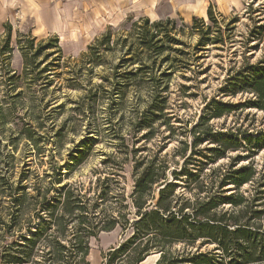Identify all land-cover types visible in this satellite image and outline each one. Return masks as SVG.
Returning a JSON list of instances; mask_svg holds the SVG:
<instances>
[{"label": "trees", "instance_id": "16d2710c", "mask_svg": "<svg viewBox=\"0 0 264 264\" xmlns=\"http://www.w3.org/2000/svg\"><path fill=\"white\" fill-rule=\"evenodd\" d=\"M207 19L193 16L192 24L185 25L189 34H198L196 53L204 50L208 42L225 43V31L212 6L207 10ZM226 29L230 30L229 25ZM188 31L178 28L177 20L171 17L151 20L145 16L116 32L109 26L76 59L78 63L71 72L84 76L86 71L92 72L103 64L108 55L118 56L110 73L118 80L115 94L124 96L131 87L139 91L138 99L144 107L136 112V124L139 130L149 129L168 113L173 76L181 72V77L188 79L185 72L190 69L192 53L180 38ZM36 40V36L26 40L24 34H18L12 46L10 30L1 41L0 55L17 47L23 59L22 71L12 69L9 76L14 87L28 82L27 89L31 90L41 81L50 84L55 74L51 67L61 63L57 36L43 38L35 47ZM241 68L229 73L221 91L232 96L249 91L253 95L245 105L264 110V59L245 63ZM196 73L194 70V79ZM110 76L105 74L103 81L109 82ZM78 78L74 77L70 86L79 85ZM103 87L104 83L98 85ZM21 94H15L16 98ZM231 109L221 105L214 114L221 116ZM24 131L40 152V139L34 135L32 125ZM245 141L248 152L214 169L213 173L220 172L216 180L203 182L198 180L200 173L189 174L194 184L186 185L190 195L179 191L181 185L170 177L171 172L174 178L182 179L181 170L172 171L161 155L131 156V182L124 164L98 176L89 186L77 181L61 184L62 178L72 172L73 163L68 165V172L58 166L53 172L37 175L32 183L27 181L30 168L18 181L0 177V264H91V240L102 231L114 229H119L125 238L108 252L103 264H142L154 253H161L156 264H264V168L253 162L241 164L264 149V130L249 134ZM241 148L239 138L226 134L220 146L213 148L216 153L205 157L203 165L226 157L229 149ZM79 157L73 155V162H78ZM191 158L185 159L184 167ZM113 182L119 186L117 192ZM245 185L249 187L243 189ZM198 241L201 246L215 244V250L220 252L211 255L199 249H170L177 243L188 246Z\"/></svg>", "mask_w": 264, "mask_h": 264}, {"label": "rangeland", "instance_id": "374dc122", "mask_svg": "<svg viewBox=\"0 0 264 264\" xmlns=\"http://www.w3.org/2000/svg\"><path fill=\"white\" fill-rule=\"evenodd\" d=\"M241 1L240 7L223 11L216 0H205L206 5L209 3L213 7L214 16L225 31V43L208 42L200 53L194 50L198 34H189L185 25L192 24L193 17L188 16L191 11L200 10L204 0L2 1L0 45L10 30L12 46H15L18 34H24L26 40L36 36L35 47L41 39L57 36L62 57L57 68L51 67L55 72L52 82L41 81L29 90L28 82L17 88L9 79L12 69L18 72L23 69L19 49L15 47L0 55V177L18 181L30 168L27 181L32 183L37 175L42 176L47 170L53 172L58 166L68 172V165L73 163L72 172L62 178L61 184L77 181L89 186L98 176L124 164L131 182L130 166L134 164L131 156L161 155L170 163L172 171L181 170L182 179L174 178L171 172L170 177L181 185L178 190L187 195L191 193L186 185L194 186L189 174L200 173L198 180L203 182L216 180L220 172L213 173L214 169L228 164L239 153H247L245 137L264 130V110L245 105L253 95L251 92L232 96L221 91L230 72L239 71L245 63L264 59V0ZM145 16L151 20L175 18L178 28L188 31L180 38L189 45L192 59L190 69L185 72L188 79L181 77V72L171 79L166 116L155 120L151 128L139 130L136 112L144 107L138 99L139 91L131 87L124 96L115 94L118 80L110 73L119 61L118 56L108 55L103 64L92 72L86 71L84 76L71 69L78 63L76 59L81 53L87 51L89 44L109 26L115 32L120 31ZM194 16L209 21L207 13ZM227 25L230 30L226 29ZM194 70L197 72L195 79ZM105 74L111 77L109 82L103 81ZM74 77H79L76 82L79 85L70 86ZM101 83L104 87L98 88ZM18 92L23 94L16 98ZM221 105L232 109L221 116L215 115L216 108ZM29 125L40 139V152L25 135L24 129ZM145 134L151 136L145 138ZM226 134L239 138L243 148L239 151L229 149L226 157L203 165L205 157L216 153L213 148L220 146ZM78 154V162H73V155ZM190 155L193 158L184 167V161ZM249 162L264 168V149L241 164ZM112 185L117 192L119 186L115 182ZM248 187L245 185L243 189ZM133 217L131 215V219ZM124 238L119 229L102 231L98 238H93L89 255L91 264H103L108 252ZM200 243L188 246L177 243L170 249L187 248L194 252L199 249L211 255L220 252L215 250V244L201 246ZM159 257V253H154L142 264H156Z\"/></svg>", "mask_w": 264, "mask_h": 264}, {"label": "crops", "instance_id": "0c3cea01", "mask_svg": "<svg viewBox=\"0 0 264 264\" xmlns=\"http://www.w3.org/2000/svg\"><path fill=\"white\" fill-rule=\"evenodd\" d=\"M2 1L4 2L5 0H0V3ZM194 1H197V0H194ZM211 1L214 2V0H211ZM216 3H217V5L219 6L220 9H223V11H228L230 9L240 7L242 1L241 0H216ZM33 6L35 7V9H37L35 3H33ZM209 6H210L209 3H208V5H206L205 0H204V3L201 6V9L198 10V11H191V13L189 14L188 17L192 18L194 15H197V14L205 15L207 13V10H208ZM173 7L174 8H180L179 5H176V6L173 5ZM56 28H58L57 24H56Z\"/></svg>", "mask_w": 264, "mask_h": 264}, {"label": "water", "instance_id": "95a60500", "mask_svg": "<svg viewBox=\"0 0 264 264\" xmlns=\"http://www.w3.org/2000/svg\"><path fill=\"white\" fill-rule=\"evenodd\" d=\"M161 253H159V255H160Z\"/></svg>", "mask_w": 264, "mask_h": 264}, {"label": "bare ground", "instance_id": "6f19581e", "mask_svg": "<svg viewBox=\"0 0 264 264\" xmlns=\"http://www.w3.org/2000/svg\"><path fill=\"white\" fill-rule=\"evenodd\" d=\"M190 3V2H189ZM195 4V3H194Z\"/></svg>", "mask_w": 264, "mask_h": 264}]
</instances>
